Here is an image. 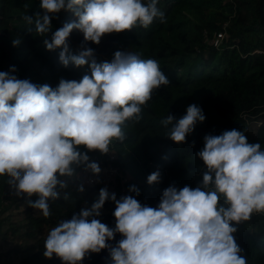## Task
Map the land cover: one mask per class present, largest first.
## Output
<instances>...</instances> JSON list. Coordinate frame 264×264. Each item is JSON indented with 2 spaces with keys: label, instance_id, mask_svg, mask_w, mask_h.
<instances>
[{
  "label": "clouds",
  "instance_id": "9594fccd",
  "mask_svg": "<svg viewBox=\"0 0 264 264\" xmlns=\"http://www.w3.org/2000/svg\"><path fill=\"white\" fill-rule=\"evenodd\" d=\"M157 5L158 0H40L41 11L24 16L43 37L57 13L72 12L77 20L64 23L50 42L43 43L49 51L62 49L63 66L88 64L91 72L79 81L61 79L52 88L11 75L14 66L10 72L0 71V176L8 177L17 196L37 195L29 206L44 217L51 215L48 201L60 198L57 186L67 187L60 177L75 176L81 165L100 173L98 164L89 162L80 148L108 153L113 141L124 140L125 122H138L153 92L169 84L158 61L141 59L136 53L116 51L111 61L101 63L91 48L71 54L70 33L79 30L84 41L99 44L106 34L138 25L147 28L154 19L164 23L165 14ZM19 43L12 41L14 47ZM173 119L168 115L161 123L171 125L168 137L180 144L205 116L193 104L174 124ZM196 155L206 167L196 188L169 186L155 208L130 195L117 200L101 188L89 209L49 231L43 255L49 259L55 255L62 264H79L89 253L109 249L111 264H247L233 235L237 231L233 223L264 213V149L232 129L206 135ZM159 181V171L147 177L148 184ZM129 190L139 195L135 186ZM108 199L115 202V228L95 218ZM116 233L122 239L112 247L107 242Z\"/></svg>",
  "mask_w": 264,
  "mask_h": 264
},
{
  "label": "trees",
  "instance_id": "16d2710c",
  "mask_svg": "<svg viewBox=\"0 0 264 264\" xmlns=\"http://www.w3.org/2000/svg\"><path fill=\"white\" fill-rule=\"evenodd\" d=\"M39 2L0 0V71L10 72L14 66L16 71L11 75L52 88L61 79L79 81L90 75L88 64L76 67L70 62L65 67L59 62L62 49L49 51L43 43L45 39L50 42L64 23L77 20L72 12L57 13L43 37L34 24L23 19L41 11ZM157 6L165 14L164 23L154 19L147 28L138 25L106 34L99 44L84 41L82 32L73 29L67 41L73 55L91 48L97 63L111 61L116 51L154 59L168 78L169 84L155 90L143 107L142 118L125 122L124 140L113 141L108 153L80 148L89 162L110 167L116 177L122 178L115 177L117 200L130 195L154 208L169 186L179 190L200 185L206 167L196 154L203 149L206 135L235 129L244 133L248 143H259L264 149V0H158ZM13 40L20 43L14 47ZM193 104L202 110L205 120L196 123L184 143L177 144L168 137L171 125L165 127L161 121L171 115L174 124ZM83 168L76 167L75 174ZM155 171L160 172V181L148 184L147 177ZM7 180V176H0V242L5 239L3 245L10 242L13 247L2 251L0 245V264H62L55 255L51 259L43 255L47 234L62 220L89 209L102 187L82 186L80 192V185L68 182L67 177L66 188L57 186L60 198L48 201L51 215L44 217L28 203L38 196H17ZM132 186L139 195L129 190ZM102 208L95 218L115 228V202L105 201ZM13 212L17 224H12L6 236L8 224L4 218ZM233 226L247 264H264V213H254L250 220ZM120 239L122 236L116 233L107 243L114 247ZM79 264H111L109 249L89 253Z\"/></svg>",
  "mask_w": 264,
  "mask_h": 264
},
{
  "label": "rangeland",
  "instance_id": "374dc122",
  "mask_svg": "<svg viewBox=\"0 0 264 264\" xmlns=\"http://www.w3.org/2000/svg\"><path fill=\"white\" fill-rule=\"evenodd\" d=\"M249 133L251 134L252 131L250 130ZM118 176H119V175H118ZM116 178H120V179H122L120 176H119V177H116ZM63 180L66 181V180H67V177H65ZM67 181L70 182V183L78 184V185L84 187V184H83V178H82V173H81V172L76 173L75 176H73V177H71V178L68 177V180H67ZM115 181H116V180L113 179V180L107 182V181L104 180L102 177H98L95 186L105 188V189L108 191V193H109L110 195L114 193L115 196H116L117 194H119V192H118V191L116 190V188H115V187H116V182H115ZM106 201H109V202H110V201H112V200H111V199H108V200H106ZM32 202H35V200L32 201ZM28 203H29V201H28ZM26 204H27V203H26ZM20 209L23 210L22 206H20ZM103 210H104V209L102 208V209L100 210V212H102ZM16 218H17V216H16V212L10 213V216H7V217L4 218V219H6L5 223L8 224V228L4 230L5 233H6V236H8V232H9V229H10V227L12 226V224H13V223H14V224H17V223H16V222H17V221H16ZM4 219H1V220H4ZM21 231H23V229H21ZM1 240H2V239H1ZM4 240H5V239H4ZM4 240H3V242H0V245L2 246L1 249H2V251H4V250L8 251V249H10L11 246L13 247V245H12L10 242H9L7 245H3V244H4ZM10 244H11V245H10ZM8 245H10V246L8 247ZM3 246H4L5 248H4ZM1 249H0V250H1ZM10 257H11V259H12V255H11ZM16 257H17V256L13 253V259H15ZM14 262H15V261H14ZM12 264H14V263H12Z\"/></svg>",
  "mask_w": 264,
  "mask_h": 264
},
{
  "label": "built area",
  "instance_id": "2783aa9c",
  "mask_svg": "<svg viewBox=\"0 0 264 264\" xmlns=\"http://www.w3.org/2000/svg\"><path fill=\"white\" fill-rule=\"evenodd\" d=\"M218 38H222L221 35ZM214 44L217 43V40L213 42ZM101 169L99 174H93L90 170H85V168L81 169L80 172L82 173L83 184L85 187H93L96 185V181L98 177H102L107 182L115 179L117 176L115 170L110 167H103L102 165H98Z\"/></svg>",
  "mask_w": 264,
  "mask_h": 264
}]
</instances>
